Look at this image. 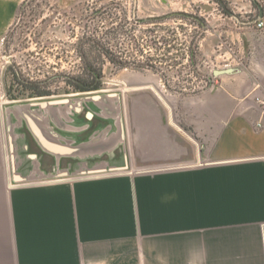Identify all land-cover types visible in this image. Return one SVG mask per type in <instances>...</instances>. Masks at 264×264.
<instances>
[{
  "label": "crops",
  "instance_id": "1",
  "mask_svg": "<svg viewBox=\"0 0 264 264\" xmlns=\"http://www.w3.org/2000/svg\"><path fill=\"white\" fill-rule=\"evenodd\" d=\"M261 32L244 74L223 73L182 101L181 127L202 162L132 171L99 161L108 167L77 173L95 157L69 158L68 174L12 187L0 264H264ZM50 159L62 158L40 156L44 174Z\"/></svg>",
  "mask_w": 264,
  "mask_h": 264
},
{
  "label": "rangeland",
  "instance_id": "2",
  "mask_svg": "<svg viewBox=\"0 0 264 264\" xmlns=\"http://www.w3.org/2000/svg\"><path fill=\"white\" fill-rule=\"evenodd\" d=\"M23 1L0 0L1 263L6 261V251L11 245L8 198L12 196V187L43 180L45 177H39L38 160L40 156L50 155L36 142L25 121L17 118L16 107L70 100L72 105L61 109L63 116L73 118V123L65 129L53 127V122L50 125L55 132L74 141L88 139L96 131L109 126L114 130L111 124L118 119L123 128V145L95 157L94 164L118 161L119 166L127 165L132 171L194 165L202 162L204 157L198 152V142H192L185 136L190 135V131L181 127L182 101L218 85L221 75H215V71L231 69L235 74H244L252 56L263 50L262 30L256 29L254 21L260 10L264 11V0H101L96 7L112 3L110 8L113 11L124 10L128 26L134 27L133 14L136 19L144 20L182 12L203 19L205 27L201 29L194 22L177 17H170L155 28L151 25L136 26L146 36L149 35L146 30L153 29L155 35L173 40L169 46L159 45V50L151 49L149 52L155 70H115L105 63L101 90L66 94L60 77L78 71V56L72 45L82 29L76 22L69 23L63 14L80 11L84 0H37L38 19L31 22L26 13L21 18L23 21L17 23L15 38L7 43L4 37L15 22ZM138 59L144 61L145 58ZM9 66L11 70H17L20 77L48 82V87L55 90V94L10 100L6 94L12 83ZM107 94L117 95V99H112L115 107H107L112 111H109L112 119H101L96 115L88 119L86 114L96 111L89 98ZM77 102L81 103L80 111L69 115L74 112L71 108H75ZM7 111H13V114L9 113L12 126L9 134L5 121ZM43 113L46 117L53 115L49 109ZM50 160L51 168L47 172L50 174L46 178L52 180L60 176L55 174L56 171L65 169L69 162L74 161L65 157L55 164L53 159ZM14 176L22 180L16 181Z\"/></svg>",
  "mask_w": 264,
  "mask_h": 264
},
{
  "label": "trees",
  "instance_id": "3",
  "mask_svg": "<svg viewBox=\"0 0 264 264\" xmlns=\"http://www.w3.org/2000/svg\"><path fill=\"white\" fill-rule=\"evenodd\" d=\"M100 1L84 0L80 4L82 7L80 11L75 12L76 10H74L63 14L69 23L76 22L77 26L82 29L81 35L72 45L78 56V71L60 77L64 84L63 91L66 94L90 93L101 90L105 63L111 65L115 70H155V66L152 64V55L149 52L151 49L159 50V45L169 46L173 40L155 35L153 29H147L146 33L149 35L146 36L140 29L137 30L136 26L151 25L155 28L170 17H177L180 20L192 21L201 29L205 27L203 19L182 12L161 17H150L144 20L136 19L133 14L134 27L128 26L127 14L124 10L113 11L110 8L112 3L96 7L95 5L99 4ZM38 6L37 0H24L21 3L17 10L15 22L9 28L4 41L6 40L7 43L13 41L18 27L17 23L23 21L21 18L26 13L29 21L34 22L38 19L40 14L37 11ZM71 32L73 33L74 29ZM38 36H42V34H38ZM139 57L145 58L144 61L138 59ZM8 69L11 72L12 83L7 87L6 94L10 100L42 98L55 94V90L52 91L48 87V82L20 77L17 70H11L10 66Z\"/></svg>",
  "mask_w": 264,
  "mask_h": 264
},
{
  "label": "water",
  "instance_id": "4",
  "mask_svg": "<svg viewBox=\"0 0 264 264\" xmlns=\"http://www.w3.org/2000/svg\"><path fill=\"white\" fill-rule=\"evenodd\" d=\"M220 1V0H217ZM262 10L259 12L260 17L262 15ZM232 70L225 71H215V75H221L223 73H229ZM94 93V92H90ZM90 102L96 107V111L91 113H87L86 117L90 119L93 115L101 119L110 120L112 119L111 113H109L108 106L115 107L116 104L112 99H117L116 94H107V95H97L89 98ZM72 105L71 101L68 99L63 100H55L44 103H30L28 105H24L22 107H16L17 118H21L25 121L30 133L34 137L37 143H39L40 147L50 155H52L56 161L61 158H74V159H87L93 157H99L103 153L112 152L117 146L123 145L124 137H123V128L122 124L118 119L114 120L111 124L114 130H111L110 126L106 127L102 130L96 131L92 136H90L86 141L76 142L72 139L65 138L59 133L55 132L50 125V122H53V127H57L58 129H65L68 124L73 123V118L71 116L62 114V107ZM71 108V107H70ZM46 109H49L53 115L46 117L43 115ZM74 112L69 115H74L78 113L81 109V103L77 102L75 108H71ZM115 109V108H114ZM6 111V110H5ZM112 112V111H110ZM10 113V112H9ZM8 111L5 112V121L7 125L8 134L11 131V124L9 119ZM13 114V111L11 112ZM10 113V114H11ZM46 118V119H45ZM84 126L83 128H85ZM75 130L78 128L74 127ZM115 132V133H113ZM112 133V135H111ZM117 133V134H116ZM111 135V136H110ZM11 152L13 148L11 147ZM35 157V156H32ZM13 161V156H11ZM126 162V161H125ZM80 171L77 173H96L106 169L108 166L106 163H96L91 169H86L82 165L79 166ZM79 170V169H78ZM39 177H46L49 174H44L40 170ZM56 175H66L68 171L59 170L56 171ZM14 180L21 181L22 178L19 176H14Z\"/></svg>",
  "mask_w": 264,
  "mask_h": 264
},
{
  "label": "built area",
  "instance_id": "5",
  "mask_svg": "<svg viewBox=\"0 0 264 264\" xmlns=\"http://www.w3.org/2000/svg\"><path fill=\"white\" fill-rule=\"evenodd\" d=\"M254 25L257 30H262L264 28V11L260 17H257L254 21ZM261 111L264 114V100H259ZM262 125L258 124L257 127L260 128Z\"/></svg>",
  "mask_w": 264,
  "mask_h": 264
}]
</instances>
